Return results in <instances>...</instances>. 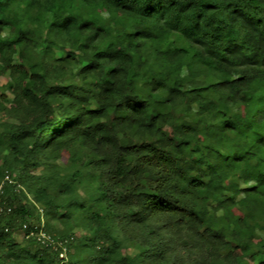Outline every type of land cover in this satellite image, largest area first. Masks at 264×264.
<instances>
[{"label":"trees","instance_id":"trees-1","mask_svg":"<svg viewBox=\"0 0 264 264\" xmlns=\"http://www.w3.org/2000/svg\"><path fill=\"white\" fill-rule=\"evenodd\" d=\"M0 77V264H264V0H0Z\"/></svg>","mask_w":264,"mask_h":264},{"label":"built area","instance_id":"built-area-1","mask_svg":"<svg viewBox=\"0 0 264 264\" xmlns=\"http://www.w3.org/2000/svg\"><path fill=\"white\" fill-rule=\"evenodd\" d=\"M9 181L8 177L5 176L3 180L0 182V198L3 194V182ZM1 202V199H0ZM9 208H4L3 205H0V217L4 216L5 214L9 213ZM26 226H22V231L26 230ZM28 237L35 238L36 242L44 247H49L52 251L58 252V259L62 261L65 260L66 248L64 246V242L54 241L50 235H48L42 226V222L38 227H34L33 230H29Z\"/></svg>","mask_w":264,"mask_h":264},{"label":"rangeland","instance_id":"rangeland-1","mask_svg":"<svg viewBox=\"0 0 264 264\" xmlns=\"http://www.w3.org/2000/svg\"><path fill=\"white\" fill-rule=\"evenodd\" d=\"M103 16H105V14H104ZM4 83H5L4 78L0 77V91L2 90V87L4 86ZM36 173H37V172H36ZM8 179H9V180H12V178H10L9 176H8ZM30 197H31L30 194H27V198L30 199ZM57 228H60V227L57 226ZM74 234H75V235L81 234V231H80V230H75V231H74ZM256 234H257L260 238H263V239H264V232H263V231H257ZM69 252L72 253V250L69 251Z\"/></svg>","mask_w":264,"mask_h":264}]
</instances>
